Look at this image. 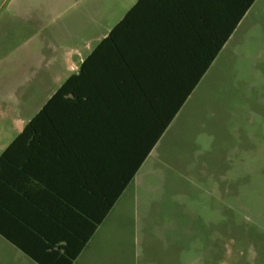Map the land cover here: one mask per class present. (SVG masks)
<instances>
[{
  "label": "crops",
  "instance_id": "obj_1",
  "mask_svg": "<svg viewBox=\"0 0 264 264\" xmlns=\"http://www.w3.org/2000/svg\"><path fill=\"white\" fill-rule=\"evenodd\" d=\"M92 30L103 31L81 52L82 157L75 166L62 152H13L4 176L0 226L12 241L0 238L23 262L78 264L116 211L136 205L145 177L173 167L167 160L199 114L215 116V80L264 30V0H121L95 14ZM142 158L107 211L119 174Z\"/></svg>",
  "mask_w": 264,
  "mask_h": 264
},
{
  "label": "rangeland",
  "instance_id": "obj_2",
  "mask_svg": "<svg viewBox=\"0 0 264 264\" xmlns=\"http://www.w3.org/2000/svg\"><path fill=\"white\" fill-rule=\"evenodd\" d=\"M120 1L0 0V156L78 73L103 31L95 14ZM256 36L215 80V116L199 114L173 167L145 177L78 264H264V30ZM21 257L0 238V264H31Z\"/></svg>",
  "mask_w": 264,
  "mask_h": 264
},
{
  "label": "trees",
  "instance_id": "obj_3",
  "mask_svg": "<svg viewBox=\"0 0 264 264\" xmlns=\"http://www.w3.org/2000/svg\"><path fill=\"white\" fill-rule=\"evenodd\" d=\"M84 68L85 65L82 67L83 71ZM81 80L80 65L78 73L70 76L59 87L45 106L2 153L0 156V193L8 190L4 176L8 175V169L13 168L14 161L19 159L13 155V152H62L66 155L64 158L71 159L76 166V160L82 157L81 143H83L81 138V99L84 95L81 93ZM90 158H93L91 152ZM143 161L144 158L137 160L132 167L127 169L126 173L119 174L116 193L110 198L107 211L124 191ZM3 207L4 197L0 195V215L3 212ZM0 234L10 239L6 235L8 233L1 226ZM89 235L84 239V244L87 243ZM10 240L12 241V239ZM83 246L81 245V249ZM72 259L71 257L69 264Z\"/></svg>",
  "mask_w": 264,
  "mask_h": 264
},
{
  "label": "built area",
  "instance_id": "obj_4",
  "mask_svg": "<svg viewBox=\"0 0 264 264\" xmlns=\"http://www.w3.org/2000/svg\"><path fill=\"white\" fill-rule=\"evenodd\" d=\"M72 70H76V68H72Z\"/></svg>",
  "mask_w": 264,
  "mask_h": 264
}]
</instances>
